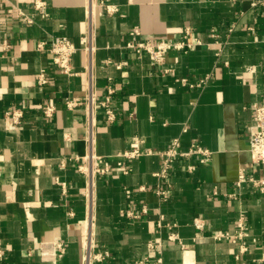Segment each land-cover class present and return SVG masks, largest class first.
<instances>
[{"label":"crops","instance_id":"crops-1","mask_svg":"<svg viewBox=\"0 0 264 264\" xmlns=\"http://www.w3.org/2000/svg\"><path fill=\"white\" fill-rule=\"evenodd\" d=\"M33 1L0 0V246L5 263L83 264L88 250L108 253L92 264H134L144 256L147 264H158L147 242L161 241L159 264H264V192L237 183L241 171L264 173V163H253L248 151L252 106L264 102V4L44 0L42 14ZM101 1L118 10L107 13ZM19 10L32 22H23ZM90 11L91 58L78 48L72 56L75 74H64L38 43L67 36L79 46ZM185 27L202 44L171 50L161 64L126 46L133 29L156 41L177 38ZM42 69L47 82L38 84ZM88 80L97 100L104 98L107 83L115 88L116 119L108 122L94 110L91 144L85 106L64 103L66 97L82 101ZM47 103L55 105L50 118L41 112ZM11 108L23 111L14 130L4 115ZM136 137L143 139L142 151L152 153L128 160L131 170L125 174L116 164L117 154L131 148ZM174 137L180 150L194 142L209 149L211 158L204 163L195 155L177 158L168 178H158V152ZM90 150L107 157L110 170L94 176L88 199V179L77 170V158ZM63 158L71 160L62 166ZM190 162L196 165L193 171L187 169ZM157 185L166 188V200L156 195ZM127 211L140 216L132 218ZM240 214L247 223V250L237 260L236 244L213 234L232 231ZM160 215L176 224L186 247L166 240V226L157 230ZM194 217L204 221L202 230L195 228ZM58 243L65 248L60 257L55 255Z\"/></svg>","mask_w":264,"mask_h":264},{"label":"built area","instance_id":"built-area-1","mask_svg":"<svg viewBox=\"0 0 264 264\" xmlns=\"http://www.w3.org/2000/svg\"><path fill=\"white\" fill-rule=\"evenodd\" d=\"M101 6L105 8L106 12L112 14L118 10L116 5L105 4L100 2ZM251 6L263 5L264 0H250ZM45 1L44 0H34L33 6L35 9L39 10L42 14L45 13ZM88 28L82 36L79 37V46L67 36H51L48 40H42L38 43L39 48H44L50 57L51 63L59 69L61 72L67 75L75 74L72 69V56L78 48H82L87 56L91 58V53L93 51V22H92V12L88 13ZM18 16L23 22H32L30 15L19 10ZM140 32L138 29H133L130 32V40L126 43V46L136 53H146L150 60L155 64H161L165 59L166 54L171 51H188L195 48L196 46L202 44L201 39L193 33L189 27H185L180 36L177 38H162L156 41L143 39L139 37ZM212 36H216L214 32L211 33ZM7 44H5L6 46ZM109 62V60H107ZM90 65V63H89ZM90 69V68H89ZM183 83H186L185 78H181ZM205 80H200L196 83H189V86H199ZM47 82V76L42 69L38 75L37 83L44 84ZM105 95L102 100H97L96 94L92 89L91 80H88L87 93L84 95L82 101H78L75 98L66 97L64 103L67 108H73L78 104H83L85 106L86 119H87V140L89 143L92 142V125H93V112L94 110H101L104 114V118L108 122H114L116 119V113L112 104V94L114 93V86L111 83L106 84ZM55 110V105L44 104L41 107V112L44 118H50ZM253 116L252 120L248 126V151L250 154V159L253 163H264V102H256L252 106ZM5 118L8 121V129L14 130L22 122L23 111L19 108H11L5 111ZM185 131L186 128L184 127ZM143 143V139L136 137L133 140V145L131 148H125L120 151L117 156L116 161L117 166L121 169L123 173H128L131 170L130 165L127 164L128 160L137 158L142 154H150L152 150L147 149L142 151L140 144ZM180 139L179 137L172 138L168 145L160 150L158 154L161 156V167L154 174L161 179L168 178L170 174L171 167L177 158L189 159L191 156H198V162L204 163L210 160L212 152L197 144L191 143V145L186 150H180ZM77 158V170L84 174L87 179V188L85 196L89 199V187H91L93 178L98 174H106L110 170V163L107 157L93 153L92 150L86 155ZM71 159L63 158L61 165L65 166L66 163ZM196 165L192 162L187 164L188 171H193ZM247 182L251 187L264 192V173L261 176L247 175L244 171H241L238 176L237 183ZM64 184L62 183V186ZM140 189H144L141 186ZM156 195L162 200H166L168 193L166 188L157 185L155 188ZM146 208L143 206L141 213H145ZM126 214L132 218H138L139 213H134L132 211H127ZM193 224L199 231L204 227V221L200 217L193 218ZM162 226L168 228L166 240L170 242H175L181 247H186L180 238L178 232L175 230L176 224L174 222H164V218L160 215L157 221V230L159 231ZM247 236V223L243 214H240L234 222V228L232 231H218L214 232L213 238L216 240H227L236 244L235 258L237 260L241 259V256L246 252L247 245L245 239ZM147 248L156 252L157 256L155 258L156 263L162 262V251L163 245L161 241L147 242ZM65 253L64 245L61 243L57 244L56 257H60ZM4 249L0 246V264H6ZM108 257L107 251L97 252L91 254L88 250L83 255V264H92L93 261L101 262ZM149 258L147 256L138 258L134 261V264H147ZM96 263V264H97ZM243 264V263H240Z\"/></svg>","mask_w":264,"mask_h":264}]
</instances>
